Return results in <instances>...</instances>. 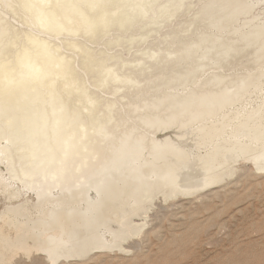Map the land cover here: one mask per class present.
I'll return each instance as SVG.
<instances>
[{"label":"bare ground","instance_id":"1","mask_svg":"<svg viewBox=\"0 0 264 264\" xmlns=\"http://www.w3.org/2000/svg\"><path fill=\"white\" fill-rule=\"evenodd\" d=\"M49 1L0 0V264L124 250L156 196L264 171V0Z\"/></svg>","mask_w":264,"mask_h":264},{"label":"rangeland","instance_id":"2","mask_svg":"<svg viewBox=\"0 0 264 264\" xmlns=\"http://www.w3.org/2000/svg\"><path fill=\"white\" fill-rule=\"evenodd\" d=\"M200 1L193 0L194 9L189 10L194 13ZM189 10L188 18L193 15ZM259 10L264 15V2ZM17 22L16 27L24 26ZM60 36L78 35L54 37ZM236 166L233 176L198 194L168 200L156 196L142 233L126 241L124 250L99 249L84 258L53 263L41 255H18L13 264H264V171L259 173L245 159ZM3 202L0 194V209Z\"/></svg>","mask_w":264,"mask_h":264}]
</instances>
